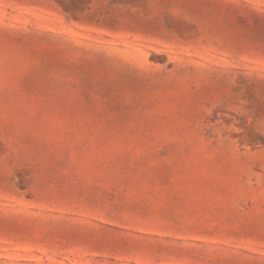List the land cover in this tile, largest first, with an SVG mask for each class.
Returning a JSON list of instances; mask_svg holds the SVG:
<instances>
[{
    "label": "rangeland",
    "instance_id": "rangeland-1",
    "mask_svg": "<svg viewBox=\"0 0 264 264\" xmlns=\"http://www.w3.org/2000/svg\"><path fill=\"white\" fill-rule=\"evenodd\" d=\"M0 264H264V0H0Z\"/></svg>",
    "mask_w": 264,
    "mask_h": 264
}]
</instances>
